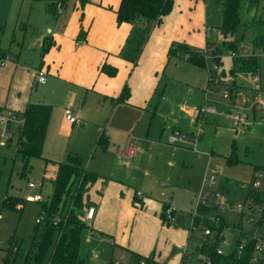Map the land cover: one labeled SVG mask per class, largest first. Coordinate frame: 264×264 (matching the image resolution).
<instances>
[{"label":"crops","instance_id":"0c3cea01","mask_svg":"<svg viewBox=\"0 0 264 264\" xmlns=\"http://www.w3.org/2000/svg\"><path fill=\"white\" fill-rule=\"evenodd\" d=\"M37 1L41 3L36 16L41 20V26L34 30L33 54L22 55L21 49L15 53L5 51L9 59L0 64V112L5 116L4 113L8 116L22 114L29 103L51 106L39 158L43 166L42 178L49 179L51 186L57 164L65 161L54 159L49 149L60 141L64 130L71 131L75 121L102 128L94 147L104 150L108 139L103 128L107 127L138 133L150 130L153 123L160 122L161 134L167 128L166 138L174 130L189 134L195 130L196 120L190 113L204 102V96L202 94L200 98L193 89L202 84L206 85L205 91L211 88L207 71L186 60L168 57V49L172 44H185L201 54L208 45L224 43L225 37L219 30V12L216 27H212V22L206 25L205 0H172L171 11L152 29H149L150 24L140 21L117 23L115 11L120 0ZM211 1H215L220 8L217 0ZM48 4H54L53 12L48 10ZM39 70L45 74L43 83L35 81ZM222 75L226 77L225 73ZM171 81L183 84L188 90L184 94L179 91L167 94L165 88ZM124 87L128 88L129 95L125 101L117 102ZM67 108L75 116L74 122L66 119ZM256 113L253 111L249 115L255 116ZM198 123L202 125L205 136L207 132H217L210 114L202 115ZM101 133L105 137L104 146L97 144ZM203 137H200L199 143ZM166 138L165 144L160 140H151L150 148L146 146V139L141 140L132 158L119 159L116 148L120 146H116L114 159L104 154L98 158L91 155L85 166L83 164L84 169L93 172L97 179L88 185L84 195L87 205L81 218L88 207L94 208L93 217L85 221L89 240L93 246L104 250L103 254L108 253L105 260H93L88 264H111L113 259L121 255L127 257L131 253L151 257L156 264L202 263L197 250L202 238L201 229H196L199 236L194 249L187 250L188 238L193 233L191 226L187 229L185 223L178 224L174 209L172 223H166L163 218L166 206L183 204L191 193L194 196L199 185L191 193L182 192L181 189H190L174 185L170 172L169 177L159 183L160 190L157 186L159 174L151 173L149 164L144 166L145 159H157L166 151L170 157L166 158L165 164L173 167L179 161L181 151L193 152L189 144L168 145ZM211 152L199 151L208 157ZM70 153L83 159L77 152L68 151L67 155ZM90 164L94 167H89ZM157 168L160 167L157 165ZM218 172V186L226 181L237 182L224 176L220 170ZM156 190L158 197H154ZM233 191L230 190V193ZM138 192L140 195H137ZM232 196L233 199L241 198L238 193H232ZM23 201L16 205V209H21ZM32 202H39L38 216L43 201ZM90 255L96 256L93 253ZM184 255L188 258L185 259Z\"/></svg>","mask_w":264,"mask_h":264},{"label":"rangeland","instance_id":"374dc122","mask_svg":"<svg viewBox=\"0 0 264 264\" xmlns=\"http://www.w3.org/2000/svg\"><path fill=\"white\" fill-rule=\"evenodd\" d=\"M39 3L40 2L37 0H0V48L3 51L10 50V52L15 53L21 49V54L27 56L29 53L33 52L32 42L35 35L34 30H37L41 26V20L36 17L39 11L38 7L40 6L41 8V3L40 5ZM205 4L207 17L206 25L212 22V27H216L217 23H219L218 12L221 17L219 5L211 0H205ZM214 19H216V21H214ZM252 20L253 22L259 20L264 21V0H258L256 3L251 0H246L244 2L240 11V21L236 27V32L232 35L225 36L224 42L228 44L235 42L236 55L239 59L251 55L257 57V74L259 81L257 83L252 82L249 74L242 72V69L239 68V64L234 63V60L238 58L233 59L230 56L232 49L228 44L226 45L221 41L219 44L214 43L217 46L209 45L213 46L215 50H219V54H216L217 57H215L217 69L213 74V80L210 81L208 78L211 88L205 91L206 85L202 84L193 90L200 98L203 94V103H205L206 106L214 107L215 112L210 115L211 121L213 125L215 124V130H217V132L208 133L206 131V136L204 132L201 136L205 137H203L201 143H199L198 140L197 150L193 152L181 151L179 154V161L174 157V161H177V163L173 167H169L165 164L166 158L170 157L169 153L166 151L157 159L156 157H152L148 160L145 159L144 166L149 164V171L154 174H159L157 186H159L162 179L168 178L171 172V178L174 180L173 184L178 188H189L190 190H181L182 192L189 191V193H191L197 184L200 185L207 164L218 168L224 176L237 181L242 186H246L252 178L254 168L261 165L264 161V111H258L255 116L250 114L248 124L238 128H235L232 125L231 119L229 120L228 118L229 112L234 110V105L246 104L250 99L254 98H264V53L260 47H256L252 43L256 34V28L251 25ZM152 28L153 26L149 27V29ZM217 58L220 63H218ZM223 73L226 74V77H222ZM215 78L217 81L214 80ZM258 85L260 89L257 90L255 88ZM165 89L167 94L173 95L177 91H179L180 94H184L188 90V87L179 82L171 81V83L168 82ZM224 90L229 92L227 98L222 97V92ZM203 103L200 105H203ZM4 114L8 116L7 113ZM17 118L21 121L23 119L22 114H17ZM75 122L76 123L71 126V131L68 127L66 128L70 131L69 133L67 130L63 131L64 133L60 137V141H56L55 144L50 147L49 153L53 154L54 159L66 161L68 151L77 152L82 155L84 166L91 155L99 157L101 154H104L103 156L114 159L113 151L115 147H121L129 142L135 144L136 148L138 143L145 139L148 142L146 146L149 148L151 147L150 141L154 139L160 140L161 143L165 144L167 133V128H165L164 134L160 133L162 127L160 122L153 123L150 130L139 131L138 133L128 130L120 131L114 126L103 128L106 139H108V144L104 150L103 147V149L99 146L94 147L95 141L102 128L97 129L93 125L79 124V120ZM197 123L198 119L196 120V124ZM11 129L13 130V135L10 140L0 139V264L3 256V249L6 247L11 236L23 240L24 246L30 242V238L35 230V220L37 218L36 210L39 205V202L24 200L21 209H11L2 207L3 199L13 196L27 199L28 195L32 196L37 192L40 194L42 201H44L48 199L52 191L49 179H46V177L42 178L43 166L41 159H31L29 169L22 174V165L15 155V143L19 129L14 125L11 126ZM233 146L235 148L234 151L237 161L229 163L227 162V156ZM200 150L203 152H211L210 157L199 153ZM149 152L150 150H148V153ZM182 159H185V161L182 162ZM157 165L160 168H157ZM89 167L94 166L91 165ZM218 182L219 180L217 178L216 184ZM28 183H32L35 188H29ZM169 186H171V183ZM137 195H140V192H138ZM154 197H158L157 190L156 196ZM225 202L227 208L224 210L223 214L230 226L226 228L223 233L224 240L221 244L223 252L229 250L233 235L239 230L234 226L238 221H240L243 232L246 235H251L253 232L255 233L257 231H254V222L258 217V212H260V208L253 206L254 210L257 212L252 213L247 206L248 203H244L240 197L233 199L232 203H227L226 200ZM236 206H239V208ZM195 208L196 194L194 193L193 196L191 193L183 204L175 207L166 206L164 208L163 218L166 223H172L174 209L176 222L181 225L185 223L187 229H190L194 219V217L193 219L191 218V215H193L191 214V210L194 211ZM168 210H170L169 213H167ZM196 210L199 212L198 208ZM250 218L251 221L249 220ZM257 227L258 230L264 229V220L263 223L259 224ZM261 230L257 232L260 234H255H263ZM192 231L193 233H191L188 238L187 250L194 249L196 238L199 236V231H196V229ZM200 234L202 237V232ZM79 250L86 264L93 260L96 262L102 259L105 260L108 256L107 252L103 254L104 250L101 251L100 247L92 245L89 240L87 228L81 233ZM92 253L96 256L92 257L90 255Z\"/></svg>","mask_w":264,"mask_h":264},{"label":"trees","instance_id":"16d2710c","mask_svg":"<svg viewBox=\"0 0 264 264\" xmlns=\"http://www.w3.org/2000/svg\"><path fill=\"white\" fill-rule=\"evenodd\" d=\"M220 4L221 23L220 33L225 37L236 32V27L240 21V11L246 0H217ZM255 3L258 0H251ZM172 0H120L116 9L117 23H135L144 22L155 26L161 19L167 15L172 8ZM50 12L55 9L54 4H48ZM256 30L253 38V45L264 49V21H252ZM224 44H228L224 42ZM231 49H235V42L228 44ZM218 48V47H217ZM189 57L186 61L206 69L205 61L201 54L188 48L185 44H172L168 49V57L182 59V55ZM218 55L219 50L214 51ZM7 56V52L0 50V60ZM218 60V58H217ZM218 63L220 61L218 60ZM239 64L242 72H257V57L248 56L234 60ZM129 95L128 88L124 87L117 102H123ZM51 106L45 104L26 105L22 112L23 124L19 129L16 141V158L22 164V174L30 167V159L41 158L42 147L45 140L46 129L51 114ZM105 137L101 133L97 144L104 146ZM232 147L227 162H236L237 158ZM258 169V166L254 170ZM97 179L96 175L87 171L83 167V159L76 154H68L65 162L57 164L54 178L52 180V192L46 201L40 206L38 215L43 216L41 223H35V230L30 238V242L25 244L15 236H11L3 249L1 264H85L79 247L81 242V233L87 227L85 221L81 218L83 208L87 205L84 195L88 185ZM221 187V188H220ZM218 190L226 196L229 203H232V193H238L242 200L246 202L251 200L248 207L255 213L253 206L262 207L264 210V196L255 191L250 186V181L245 187L240 186L238 182L226 181L218 186ZM230 190H234L230 193ZM20 198L5 197L2 207L16 209V205L22 202ZM199 212L194 216L193 224L197 229L209 227L213 231V238L210 243L204 244L198 248V255L203 264L205 257L210 260V264H263L255 263L254 246L256 238L247 236L243 232V227L238 221L234 226L238 232L233 235L231 245L227 252L216 253L217 247L224 240V231L230 224L224 214H218V221L211 219L213 208L210 206H201ZM262 216L255 221L254 226L261 224ZM245 238L242 249L238 251V246ZM132 258L138 259L140 256L133 253Z\"/></svg>","mask_w":264,"mask_h":264},{"label":"built area","instance_id":"2783aa9c","mask_svg":"<svg viewBox=\"0 0 264 264\" xmlns=\"http://www.w3.org/2000/svg\"><path fill=\"white\" fill-rule=\"evenodd\" d=\"M214 51H216L215 48L213 46L208 45L204 48V50L201 53L205 61V64H206V71H207V75L210 81L213 80V76H214L213 74L215 70L217 69V63L215 62V57L217 56L214 54ZM262 52L264 53V49H262ZM230 56L233 59L238 58V56L236 55V50H232ZM188 57L189 56L187 54H183L181 58L183 60H186L188 59ZM8 59L9 57L6 56L2 60H0V64H3ZM248 74L252 82L257 83L259 81L257 72H249ZM214 80L217 81L216 78ZM35 81L37 83H43L45 81V74L43 71L39 70L36 72ZM255 89L257 90L260 89V86L258 85ZM228 94L229 92L227 90H224L222 92V97L227 98ZM233 108L234 110L232 112H229L228 114L231 119L232 125L235 128H238L240 126H245L249 122V113L251 111L252 112L253 111L255 112L264 111V98L250 99L246 104L234 105ZM214 112H215L214 107L206 106L205 104H203V105L194 107L191 110L190 115L194 120H197V119L199 120V118H201L202 115L213 114ZM65 117L69 122H74L76 119L72 115V111L68 108L65 110ZM22 124H23V119L19 121L17 118V114H11L10 116H5V115H2L0 112V139L9 140L13 135V130L11 129V126L14 125L18 127V129H20ZM203 133H204V130L201 127V124L197 123L195 131H193L190 134L182 132V131H178V130L172 131L171 133L167 135L166 143L171 146L189 144L191 148L193 149V151H196L197 142ZM136 150L137 148L135 147L133 143H127L124 147L116 148V155L119 158H127V159L132 158L136 154ZM218 173L219 172L216 167H213L207 164L205 171L203 173L200 185L195 191L196 208L192 212L193 214L192 219L197 214V210H196L197 208L201 206H210L211 208H213V211L211 212L210 217L215 222H217L219 219L218 214L220 213L223 214L224 210L227 208L226 207L227 204L225 202V200L227 201V199L224 196V194H222L217 188L218 183L216 184V180L218 178ZM28 186L30 188L34 187L32 183H28ZM250 186L253 190L260 192L264 196V163L262 166L258 167V169L254 170L252 174V178L250 180ZM27 200L40 201L42 200V198L40 194H35L30 197H27ZM227 203L229 202L227 201ZM244 203L250 204L251 200H247ZM236 207L239 208V206H236ZM258 208H260V212H258V215H257L258 217L256 221L260 218V216H262V219L264 217L263 208L262 207H258ZM169 212L170 210L167 211V213ZM93 214H94V208L88 207L82 219L84 221L90 220L93 217ZM249 220L251 221V218ZM42 221H43V216L38 215L35 220V223H41ZM257 226H255L254 231L257 230L255 233L261 230V229L258 230ZM191 229H197V227H195L194 224L192 223ZM263 230L264 229L261 230L263 232V234L261 235H256L253 232L251 235H247V236H252L253 238H256V243L254 246L255 256L253 257V261L255 263L262 262L264 264V236H263L264 231ZM201 232L203 236H202V239L197 244V249L203 246L204 244L210 243L213 238V231L211 228L205 227L203 230L201 229ZM257 234H260V233H257ZM244 243H245V238L242 239V242L238 246V251L242 249V246L244 245ZM216 253L218 254L223 253L221 249V245L217 247ZM184 257L185 259L188 258L185 255ZM111 264H156V262L153 258L147 257V256L145 257L140 256V258L134 259L131 257V255H128L127 257L125 255L124 256L121 255L113 259ZM203 264H210V260L208 259L207 256L205 257Z\"/></svg>","mask_w":264,"mask_h":264}]
</instances>
